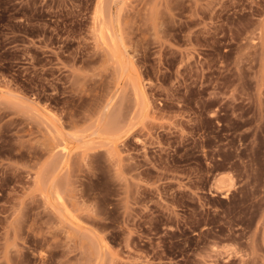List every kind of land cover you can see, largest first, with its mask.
Here are the masks:
<instances>
[{
  "label": "rangeland",
  "instance_id": "rangeland-1",
  "mask_svg": "<svg viewBox=\"0 0 264 264\" xmlns=\"http://www.w3.org/2000/svg\"><path fill=\"white\" fill-rule=\"evenodd\" d=\"M0 264H264V0H0Z\"/></svg>",
  "mask_w": 264,
  "mask_h": 264
}]
</instances>
